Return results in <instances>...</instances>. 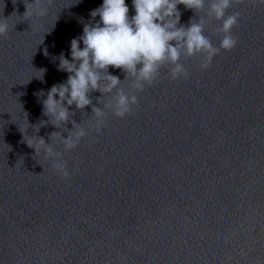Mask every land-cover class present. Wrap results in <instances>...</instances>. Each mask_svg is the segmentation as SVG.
<instances>
[{
    "label": "clouds",
    "instance_id": "clouds-1",
    "mask_svg": "<svg viewBox=\"0 0 264 264\" xmlns=\"http://www.w3.org/2000/svg\"><path fill=\"white\" fill-rule=\"evenodd\" d=\"M48 2L51 3V0ZM242 2L243 0H132L135 14L130 17L126 0H103L99 7L90 12L92 20L84 24L83 34L71 40V59L65 58L63 52L58 58V70L67 72L68 77L66 81L52 85L47 91L46 99L42 101L43 114L55 128L71 122L72 129H67V138L53 132L49 139L58 134L64 150L71 151L87 136L86 129L70 119V114L75 115L74 111L69 110L73 105L79 110L91 106L92 114L97 119V131L101 130L102 125H106L104 108L110 109L119 118L131 114L138 99L137 95L130 94L121 87L125 80H130L129 87L133 92L139 93L144 90L145 85L151 86L158 79L165 66H168L169 79L174 81L187 78L189 74L181 59L196 55L203 56L201 69H208L213 58L222 50L231 51L236 47L238 39L232 35V30L238 24L240 13L227 14V10L234 3ZM258 2L264 4V0ZM178 5L192 10L199 20L190 18L187 26L181 25ZM206 5V15L199 16ZM25 6V13L29 12V6H33L38 16L47 13V9L42 7V0H32ZM96 17H99L98 21ZM212 20L220 22V26L216 28V33L221 37L218 47L204 34L205 25ZM8 28L7 18L0 20V36H6ZM45 55H48L47 50ZM110 67L120 69L125 74V79L121 81L118 76L110 74ZM41 71L42 80L46 69ZM114 90L115 95H110ZM96 91L101 96L110 95L104 108L93 105L91 93ZM38 95L43 96L45 93L41 91ZM24 141L34 149L35 154L43 150L45 156L52 160V167L57 175L62 178L70 176L63 154L56 151L51 143H46L39 136L35 143L25 137Z\"/></svg>",
    "mask_w": 264,
    "mask_h": 264
}]
</instances>
